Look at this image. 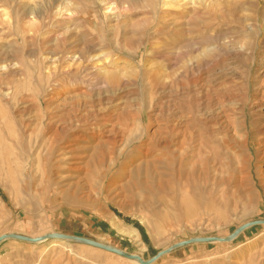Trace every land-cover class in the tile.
<instances>
[{
	"label": "rangeland",
	"instance_id": "374dc122",
	"mask_svg": "<svg viewBox=\"0 0 264 264\" xmlns=\"http://www.w3.org/2000/svg\"><path fill=\"white\" fill-rule=\"evenodd\" d=\"M173 1L0 0V237L61 234L145 262L181 242L224 239L264 221V175L257 172L264 164H257L253 146L242 147L239 133L209 136L203 155L207 183L199 171L191 172L195 156L178 172L172 162L146 174L141 163L158 154L140 153L145 116L161 115L182 127L192 105L204 112L211 101L210 118L223 95L253 99L264 90V0H208L204 6ZM73 51L116 60L106 66L113 85L82 93L104 77L62 75L78 70L64 59ZM57 57L60 62L53 66L49 60ZM165 123L154 122L148 134ZM62 129L60 140L51 144L54 130ZM123 132L135 142L111 169L110 191L100 193L91 172L100 147H108L101 138L112 140ZM71 134L79 140L71 143ZM253 134L250 139L256 140ZM73 144L88 174L67 177L65 170L54 171L61 152ZM137 164L142 166L134 187L121 195L117 187ZM53 242L6 240L0 244V264H134L79 243L63 241L54 248ZM154 264H264V225L229 243L172 250Z\"/></svg>",
	"mask_w": 264,
	"mask_h": 264
},
{
	"label": "bare ground",
	"instance_id": "6f19581e",
	"mask_svg": "<svg viewBox=\"0 0 264 264\" xmlns=\"http://www.w3.org/2000/svg\"><path fill=\"white\" fill-rule=\"evenodd\" d=\"M182 1H184V0H174L173 2H175V5H179V4H181ZM207 1L208 0H187V2H191L193 5H199V6H204ZM67 12H70V11H67ZM64 59L67 63H69V65L72 69L74 67H78L77 68L78 70L74 75H71V72L67 71V70L60 72L62 75L66 76V77L77 76L76 75L77 73H81V74L86 73V75H97L98 77H102V76L104 77V80H102L101 85L100 84H92L93 86H89L87 91H83L82 93L89 94V93H93V92H95V93L100 92L101 90L107 89L111 85H113V83L111 82V76L109 77V75H110L108 72L109 69H107L108 67L106 68V66L107 65L108 66L111 65V67L115 66L116 60L110 61L108 59L107 55L100 54V56L87 57V56H84L80 52L76 53L73 51L71 53L68 52L65 55ZM49 61L53 66H55L60 62V58L59 57L54 58V59L50 58ZM263 84H264V81H263ZM247 97L242 96L241 100H239L235 96L223 95L221 97L222 100L217 101V104H215L219 108L218 113L212 115L210 118H209L208 113H209V108L212 106L210 104L211 101H209V104L207 106H205L204 112H202L203 110L199 109L200 106L198 104H196V106L192 105L191 111L189 112V117L187 119L188 121H187V123L183 124L182 127H180V124H178V123L172 125L168 121V119H161V115L157 116V118L155 117L154 120H152V117H149V116H145L143 119L140 118L141 122L144 123V131L145 132L143 134L146 135L145 136L146 139L144 141H142L144 143H142L140 145V153L142 155H144L145 157H148L149 154L153 155V153H151V150H157V152H158V154L153 159H151L150 157L149 158L151 160H148V158H144V160L141 162V163H145L144 166H145L146 174L147 173L148 174H153V173L157 174L155 169L158 167V164L163 163L166 165V164L172 163V162L178 164V167L176 169V171L178 172L181 170V167L183 165H185L184 164L185 162H189L191 164V161H193L192 158H194V156H195L196 160L193 161L191 166H190L191 172L199 171V173H198L199 177H201V178L204 177L205 182L207 183L208 182V178H207L208 176H207L206 147H207V140H208L209 136H212V133H217V134L223 135L222 138H226L227 135L231 134V133H234V134L239 133L238 135L241 134L242 136L241 135L240 136H241V139L243 142L242 147L244 149L251 150V146H253L254 150H255L256 158L258 159L257 164H259L260 162H262L264 164V90H263V87H262V92L260 93L259 98H253V99L249 98L248 99ZM217 98H219V97L217 96L216 99ZM225 101H227L229 103V105H227L228 108H226L224 106ZM249 101L251 104L250 107H248V105H247V103ZM146 114H148V113H146ZM161 121H164L166 123L162 127H158L157 130L152 133V135H150L151 133L148 134V130L150 127H153L154 122L156 124H158ZM46 127H49V124H47ZM125 131H127L126 133H129L127 128L125 129ZM63 132H64V129H62L59 132H58V130H54L53 139H51V144H53V142H55L56 140H60L61 133H63ZM254 132L257 133V136H256L257 139L256 140L254 138L250 139V135L253 134ZM70 137H72V139L70 141L71 143H75L79 140V138L74 137L73 134H71ZM101 139L104 140L102 142H104V144L107 145L108 147L103 146V145L100 147V144H99L100 141H98V145H99L100 150H101V154L99 157L100 160L97 161V164L94 166V169L91 172V174L95 175L97 178L100 193H104V192L107 193L108 191H110V190H106V189L110 186V182L108 180V175H109L111 169L118 163L119 158L124 154L126 149L129 148L135 142L134 141L135 139H133V138L131 139V134H129V135H127V137H125L124 132L121 136H118L117 138H114L112 140L109 137H104V138L102 137ZM197 141L199 142V146H197V148H196V145H195V148H194V146H192V145L196 144L195 142H197ZM51 146H50L49 151L54 149ZM74 146H75V144L68 146L65 149V151L68 150V152H66V153L61 152L62 158H60L58 160V162H60V165H57V167L54 168V171L65 170L64 172L69 175V176L67 175V177H71L77 173H82L83 170L87 174L90 172L89 168L85 167V169H84L82 167L83 162H81V157L78 154L77 155L73 154L74 150L72 151V147H74ZM57 148L60 150H64L62 148H59V146ZM116 148L118 150L117 155H115V149ZM172 148H175V151H172L171 150ZM45 154H47V153H45ZM48 154H49V152H48ZM203 155H206V156H203ZM52 156H53V154H52ZM149 161H152V166H153L152 168H151V164H150L151 162H149ZM137 165H139V166L138 167H134L133 165L129 166L131 168L128 169V172H129L128 175H124V177L121 180L122 185H119L117 187V190L119 191V193L121 195L129 192L130 189L132 187H134V184H133L134 183L133 182L134 177H138L142 164H137ZM197 165L199 168H196ZM257 172L259 174L263 173V175H264V170L262 172L261 167H259L258 165H257ZM58 174H59V172L52 174V176L56 177ZM64 179H63V181H64ZM182 202H186V198H185V200L183 199ZM220 219H221V217H220ZM223 221H225V220L223 219ZM118 231L122 232V233H126V235H128V236H132V233H133V232H126V231H121V230H118ZM94 238H97L98 241L101 243H106L107 246H112L110 243H107L106 241H104V239H102V237L96 236ZM61 243H64V242L63 241L53 242L51 247L58 248V247H60ZM62 246H63V244H62ZM113 248H114V250L118 251L117 248H115V247H113ZM133 262H134V264L136 263L135 261H133Z\"/></svg>",
	"mask_w": 264,
	"mask_h": 264
},
{
	"label": "water",
	"instance_id": "95a60500",
	"mask_svg": "<svg viewBox=\"0 0 264 264\" xmlns=\"http://www.w3.org/2000/svg\"><path fill=\"white\" fill-rule=\"evenodd\" d=\"M259 225H264V221H258V222H252V223L246 224V225L240 227L239 229H237L234 233H232L230 236H228L224 239L197 238V239H191L188 241H184V242H181V243L169 248L166 251H162L160 253H157L153 258H151L150 260L145 261V262L142 261L139 257L122 253L120 251L106 247V246L101 245L99 243H96L94 241L84 239V238L70 237V236L61 235V234H49V235H46L42 238H28V237L19 236V235H4V236L0 237V244L6 240H13V241H18V242L27 243V244H38V243L44 242V241L75 242V243H79V244H82V245L87 246V247H91L93 249H97L100 251H104V252L113 254L117 257H120V258L128 260V261H135L137 264H154L157 260H159L164 255L170 253L172 250L187 247V246L192 245V244L229 243V242L233 241L234 239H236L246 229L254 227V226H259Z\"/></svg>",
	"mask_w": 264,
	"mask_h": 264
}]
</instances>
